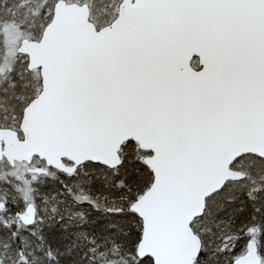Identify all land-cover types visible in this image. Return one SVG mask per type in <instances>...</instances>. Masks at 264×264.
<instances>
[{"label": "snow or ice", "instance_id": "6c2138e0", "mask_svg": "<svg viewBox=\"0 0 264 264\" xmlns=\"http://www.w3.org/2000/svg\"><path fill=\"white\" fill-rule=\"evenodd\" d=\"M0 264H264V0H0Z\"/></svg>", "mask_w": 264, "mask_h": 264}]
</instances>
